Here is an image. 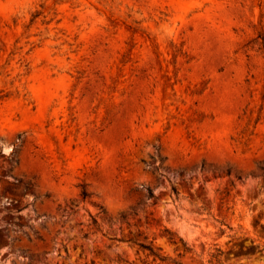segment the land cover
I'll return each instance as SVG.
<instances>
[{"label": "rangeland", "instance_id": "374dc122", "mask_svg": "<svg viewBox=\"0 0 264 264\" xmlns=\"http://www.w3.org/2000/svg\"><path fill=\"white\" fill-rule=\"evenodd\" d=\"M0 264H264V0H0Z\"/></svg>", "mask_w": 264, "mask_h": 264}, {"label": "trees", "instance_id": "16d2710c", "mask_svg": "<svg viewBox=\"0 0 264 264\" xmlns=\"http://www.w3.org/2000/svg\"><path fill=\"white\" fill-rule=\"evenodd\" d=\"M172 190H173V192L175 193L176 196L179 195V191L177 190L176 187L172 186ZM80 195H81L82 199H86V198H88L91 195V192H89L83 186L82 189H81ZM149 196H153V192L151 190H149ZM93 222H94L95 225H97V222H96L95 218H93ZM170 239H173L172 236H170ZM179 239L182 241L183 248L186 250L187 249L186 243L182 240V238H179ZM137 243L142 249H147L148 250V254H152L154 257H157V258H159L161 260H164V257L161 256L159 254V252H157V250L153 246H151L149 243H146V242H137ZM219 251L221 252V250H219Z\"/></svg>", "mask_w": 264, "mask_h": 264}]
</instances>
